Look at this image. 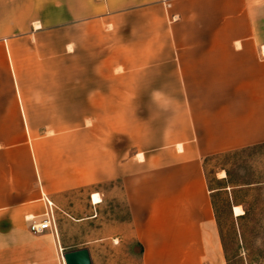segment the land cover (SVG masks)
<instances>
[{
    "label": "crops",
    "instance_id": "1",
    "mask_svg": "<svg viewBox=\"0 0 264 264\" xmlns=\"http://www.w3.org/2000/svg\"><path fill=\"white\" fill-rule=\"evenodd\" d=\"M58 6L0 37V264L88 249L64 222L96 220L110 184L128 211L111 239L142 264H226L204 167L264 145V0ZM48 202L58 235L35 234Z\"/></svg>",
    "mask_w": 264,
    "mask_h": 264
},
{
    "label": "rangeland",
    "instance_id": "2",
    "mask_svg": "<svg viewBox=\"0 0 264 264\" xmlns=\"http://www.w3.org/2000/svg\"><path fill=\"white\" fill-rule=\"evenodd\" d=\"M49 1L3 0L0 3V37H9L14 29L36 28L35 24L42 21L46 12L55 15V21L58 0ZM204 168L226 264H264V145L212 157ZM222 174L226 177L222 178ZM100 188L103 195L99 196L104 203L96 220L72 225L64 222L67 245L87 246L91 250L92 264H142L140 245L111 239L114 235L122 238L128 234L114 223L128 219L127 207L121 202L122 193L116 191L108 198L107 192H112L114 186ZM85 196V191H81L71 194V199L81 206ZM234 206H240L244 215L236 217ZM81 211L79 207L76 213L81 214ZM58 219L64 221L62 217ZM61 249L56 248V264L64 262L65 251Z\"/></svg>",
    "mask_w": 264,
    "mask_h": 264
},
{
    "label": "built area",
    "instance_id": "3",
    "mask_svg": "<svg viewBox=\"0 0 264 264\" xmlns=\"http://www.w3.org/2000/svg\"><path fill=\"white\" fill-rule=\"evenodd\" d=\"M48 204H49V211L46 213V219L42 223H34L33 219L29 220V222H31L30 230L35 234H40V233L48 230V231H51L54 234L58 235V228H57V222H56L55 214L53 211V204L51 202H48ZM94 205H96V204H94ZM61 252H63L62 249H61ZM63 260H64V258H63Z\"/></svg>",
    "mask_w": 264,
    "mask_h": 264
},
{
    "label": "water",
    "instance_id": "4",
    "mask_svg": "<svg viewBox=\"0 0 264 264\" xmlns=\"http://www.w3.org/2000/svg\"><path fill=\"white\" fill-rule=\"evenodd\" d=\"M66 264H92V258L88 249L70 251L64 255Z\"/></svg>",
    "mask_w": 264,
    "mask_h": 264
},
{
    "label": "bare ground",
    "instance_id": "5",
    "mask_svg": "<svg viewBox=\"0 0 264 264\" xmlns=\"http://www.w3.org/2000/svg\"><path fill=\"white\" fill-rule=\"evenodd\" d=\"M39 27V26H38ZM223 175V174H222ZM223 176H225V174L223 175ZM93 201H94V203L95 204H97V203H100L101 202V198L99 197V195H94V197H93ZM244 212H243V210L240 208V207H236L235 208V215H242ZM64 263V262H63ZM64 264H66V263H64Z\"/></svg>",
    "mask_w": 264,
    "mask_h": 264
}]
</instances>
